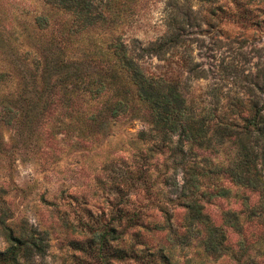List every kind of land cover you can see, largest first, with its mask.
<instances>
[{
    "label": "trees",
    "instance_id": "1",
    "mask_svg": "<svg viewBox=\"0 0 264 264\" xmlns=\"http://www.w3.org/2000/svg\"><path fill=\"white\" fill-rule=\"evenodd\" d=\"M43 1L68 12L71 22L66 30L62 23L55 26V31H50V37L45 40L48 44L45 48L34 44L33 53L26 50L16 54L11 52L12 48L5 51L19 60L18 65L0 70V97L14 106L4 107L5 122L14 119L32 136L33 127L46 121L51 125L52 138L62 133L64 138L73 137V144L79 146L105 132L111 121L142 106L149 129L162 143H171L172 135L177 136L168 147L166 157L170 168L179 169L183 175L180 185L173 177L162 179L160 183L164 188L156 192L155 182L146 174V167L114 175L119 182L111 185L116 199L113 213L102 226L90 229L87 238L69 239L70 250L92 255L100 264L123 260L137 264H175L173 245L177 242L186 245L193 237L206 255L220 257L230 253L231 248L225 243V231L218 226L226 225L241 235V214L244 221L258 223L263 230L259 235H251L249 245L245 238L239 239L236 243L239 249L232 255L237 264H264V103L261 98L255 96L245 101L235 97L221 114L216 115L214 108L206 110L187 103L179 89V78L164 73H145L139 63L147 55L165 59L167 52L183 45L190 27L199 26L195 17L173 5L164 20L163 35L145 46H135L136 40H132L134 45L128 46L115 36L103 51L93 37L83 38L87 33L85 29L95 25L101 27L109 16L101 0ZM202 1L217 3L219 0ZM125 8L128 9L122 3L120 8H115L114 15L109 18L112 22L106 26L113 25L114 18ZM46 27L50 25L45 16H34L30 31L38 34L35 40L40 41L43 34L39 33ZM76 45L82 48L84 57L72 56L70 49ZM183 61L188 73L203 76V70L197 69V63L190 56ZM262 77L264 79V74ZM12 78L14 88L4 93ZM192 147L208 155H198ZM220 155L222 161H215ZM221 179L229 185L256 192L258 198L248 206V197L244 196L239 214L224 211L223 224L216 225L203 209L213 198L231 196L230 187L221 183ZM137 186L147 198L151 197L150 204L161 213L162 222H154L150 228L166 227L170 233L166 241L154 243L137 230L130 232L136 225H146L138 209L123 207L127 203V192ZM173 204L184 209L186 229L181 236L170 226L169 207ZM8 218L7 210H1L0 235L5 245L0 249V264H45L46 233L25 218L15 223L6 221ZM78 225L88 224L80 222ZM125 233H129V241L124 240ZM250 249L254 251L253 256L248 253ZM245 255L247 257L242 260Z\"/></svg>",
    "mask_w": 264,
    "mask_h": 264
},
{
    "label": "rangeland",
    "instance_id": "2",
    "mask_svg": "<svg viewBox=\"0 0 264 264\" xmlns=\"http://www.w3.org/2000/svg\"><path fill=\"white\" fill-rule=\"evenodd\" d=\"M101 2L102 7L109 11V16L101 27L95 25L85 29L87 33L83 38L93 37L103 51L107 50V43L115 36L128 46L133 43L132 40L137 41L135 46L147 45L164 34L167 13L172 11L173 5H177L189 11L199 26L190 27L183 45L167 52L165 59L144 56L139 61L144 72L179 78V89L185 101L206 110L214 108L216 115L221 114L235 97L247 101L259 96L264 103V0ZM121 3L128 9L125 8L110 25L112 20L109 18L114 15L115 8L121 7ZM37 15L45 16L50 25L41 29L39 34L43 35L40 41L35 40L38 34L30 31L33 18ZM71 18L68 12L43 0H0V70L14 67L19 62L5 52L7 48H12L11 52L16 54L26 50L35 52L34 44L45 48L50 31H55L60 23L65 25L66 30ZM70 53L73 57H84L79 45L70 49ZM187 56L197 63V69L203 70L202 77L187 72L183 61ZM7 85L4 93L14 88V79H10ZM4 107L9 109L14 106L6 104L0 97V211L6 209L9 213L6 221L15 223L25 218L29 224L46 233L48 247L43 258L45 264H100L92 255L70 250L67 241L87 238L90 229L102 226L113 213L116 199L111 185L119 182L118 178H113L114 175L146 167V174L156 185L154 192L164 188L160 183L162 179L173 177L177 184L182 182V173L179 169L173 171L166 157L168 147L173 145L177 136L172 135L171 143H162L149 129L142 106H136L131 114L111 121L105 132L98 133L92 141L81 142L79 146L73 144V137L64 138L62 133L52 138L49 134L51 125L46 121L33 127L31 136L14 119L10 123L5 122ZM184 147L187 149L186 145ZM192 149L198 155H208V152L196 147ZM222 159L221 155L218 159L214 158L215 161ZM221 183L230 187L231 196L213 198L203 209L216 225L223 224L224 211L239 214L244 196L248 197V206H252L258 198L256 192L229 185L225 179H221ZM127 193V203L123 207L138 209L146 224L136 225L130 232L137 230L154 243L164 241L170 235L166 227L150 228L154 222L163 220L161 213L150 204L151 197L147 198L139 186ZM169 211L170 226L181 236L186 229L183 225L184 209L173 204ZM239 216L243 229L241 235L226 225L218 226L225 231V243L231 248L230 253L220 257L208 256L191 237L186 245L178 242L173 245V262L237 264L232 255L239 249L237 241L245 238L249 245L251 235H259L263 230L258 223L246 222L241 214ZM80 222L88 225H78ZM123 238L129 241V233H125ZM4 245L0 235V249ZM248 253L254 255L252 249ZM113 264L137 263L123 260Z\"/></svg>",
    "mask_w": 264,
    "mask_h": 264
}]
</instances>
